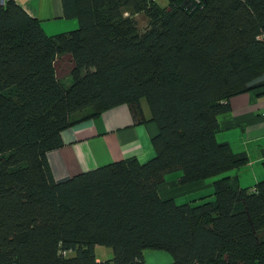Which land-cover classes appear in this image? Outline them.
Returning a JSON list of instances; mask_svg holds the SVG:
<instances>
[{
    "label": "trees",
    "instance_id": "trees-1",
    "mask_svg": "<svg viewBox=\"0 0 264 264\" xmlns=\"http://www.w3.org/2000/svg\"><path fill=\"white\" fill-rule=\"evenodd\" d=\"M157 1L62 0L79 28L55 37L0 3V264H146L147 250L171 264H264V181L229 176L249 160L218 140L231 98L264 75V0ZM142 100L158 128L152 160L55 179L48 155L72 115L126 104L144 124ZM218 175L212 200L160 194Z\"/></svg>",
    "mask_w": 264,
    "mask_h": 264
},
{
    "label": "crops",
    "instance_id": "crops-1",
    "mask_svg": "<svg viewBox=\"0 0 264 264\" xmlns=\"http://www.w3.org/2000/svg\"><path fill=\"white\" fill-rule=\"evenodd\" d=\"M13 1L38 21L49 37L68 34L79 28L77 20L65 18L62 0ZM141 104L146 118L144 124L136 122L131 107L126 104L99 115L92 108L72 115L73 125L62 133L64 145L48 155L55 179L66 181L123 159L136 158L142 164L152 160L156 155L152 139L158 128L152 120L148 102L142 100ZM230 106L231 112L219 117L218 140L227 142L236 153L247 156L249 162L244 166V178L238 175V169L231 176L237 178L242 187L248 188L264 181V75L251 81L246 92L231 98ZM253 147H256L254 152ZM179 185L177 182L171 186L162 185L159 189L161 196L174 198L177 202L188 198L190 194H185L189 185L174 189ZM199 194L188 199L207 198L204 193ZM209 196L213 197V194ZM145 263L171 264L172 260L163 253L152 252L149 257L145 256Z\"/></svg>",
    "mask_w": 264,
    "mask_h": 264
},
{
    "label": "rangeland",
    "instance_id": "rangeland-1",
    "mask_svg": "<svg viewBox=\"0 0 264 264\" xmlns=\"http://www.w3.org/2000/svg\"><path fill=\"white\" fill-rule=\"evenodd\" d=\"M157 2H158V7H160V8H167L168 6H170V3L173 2L176 5L186 6L187 9L193 11L194 9H197V8L203 9L204 6H206L207 0H158ZM134 19L137 20L138 30L139 31H143L151 23V20L147 16V12L146 13L142 12L140 14L135 15ZM236 135H239V132H236ZM232 136H235V135H232ZM238 145H240V144H238ZM255 148L256 147H253V151L252 152H254ZM234 172H235V170L231 171V173H229V176L234 175L235 174ZM237 173H238V175L240 177L244 178V176H245L244 175L245 174L244 166H243V168L238 169ZM231 177H233V176H231ZM222 178H223L222 175H218V176H216L214 178L207 179L205 182L200 183V184L199 183L188 184L189 185V187L187 188L188 192H186L185 195L190 194L189 197H193V196H195L197 194L200 195L199 193H204L203 195H205V197H207L204 200H212V199H214V196L212 197V196H209V195L213 194V192H214V187H215L214 182L219 180V179H222ZM231 180H232V178H231ZM242 183H243V185H246L245 180H242ZM171 184L172 183H168V184H165V186H171ZM179 187H181V185L175 186L174 189H177ZM254 187L255 186H250L248 188L249 189H254ZM176 195L179 196L180 193H177ZM169 200L175 201L174 198H169ZM179 201H181V200L179 199ZM152 252H154V253H163L165 255L170 256V258L172 260L171 254H169L167 252H164V251L147 250L146 253H145V256L149 257V254H151ZM96 256H97L98 259H100L102 261L111 260L113 258V251L110 248H105V247H100L99 246V247H96Z\"/></svg>",
    "mask_w": 264,
    "mask_h": 264
},
{
    "label": "built area",
    "instance_id": "built-area-1",
    "mask_svg": "<svg viewBox=\"0 0 264 264\" xmlns=\"http://www.w3.org/2000/svg\"><path fill=\"white\" fill-rule=\"evenodd\" d=\"M1 1H3V2L5 3V2H7V1H9V0H1Z\"/></svg>",
    "mask_w": 264,
    "mask_h": 264
},
{
    "label": "water",
    "instance_id": "water-1",
    "mask_svg": "<svg viewBox=\"0 0 264 264\" xmlns=\"http://www.w3.org/2000/svg\"><path fill=\"white\" fill-rule=\"evenodd\" d=\"M1 3H2V4H4V2H3V1H1Z\"/></svg>",
    "mask_w": 264,
    "mask_h": 264
},
{
    "label": "clouds",
    "instance_id": "clouds-1",
    "mask_svg": "<svg viewBox=\"0 0 264 264\" xmlns=\"http://www.w3.org/2000/svg\"><path fill=\"white\" fill-rule=\"evenodd\" d=\"M5 3H6V2H5ZM5 3H4V4H5ZM4 4H3V5H4Z\"/></svg>",
    "mask_w": 264,
    "mask_h": 264
}]
</instances>
